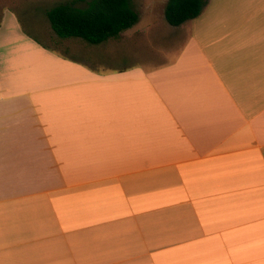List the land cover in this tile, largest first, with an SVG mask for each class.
Masks as SVG:
<instances>
[{
  "label": "crops",
  "instance_id": "0c3cea01",
  "mask_svg": "<svg viewBox=\"0 0 264 264\" xmlns=\"http://www.w3.org/2000/svg\"><path fill=\"white\" fill-rule=\"evenodd\" d=\"M167 3L83 59L2 16L0 264H264V0Z\"/></svg>",
  "mask_w": 264,
  "mask_h": 264
},
{
  "label": "trees",
  "instance_id": "16d2710c",
  "mask_svg": "<svg viewBox=\"0 0 264 264\" xmlns=\"http://www.w3.org/2000/svg\"><path fill=\"white\" fill-rule=\"evenodd\" d=\"M207 4L208 0H168L166 21L179 27L198 18ZM46 16L58 39H80L92 46L118 37L139 22L133 0H71L55 5Z\"/></svg>",
  "mask_w": 264,
  "mask_h": 264
},
{
  "label": "rangeland",
  "instance_id": "374dc122",
  "mask_svg": "<svg viewBox=\"0 0 264 264\" xmlns=\"http://www.w3.org/2000/svg\"><path fill=\"white\" fill-rule=\"evenodd\" d=\"M71 0H0V16L21 21L20 28L23 35L31 41H42L46 46L60 54L74 59L89 57L95 47L80 39L60 40L54 34L46 16V11L55 5ZM138 0L133 1L137 3ZM148 3L156 0H146ZM85 6V4H81ZM18 18V19H17ZM19 22V21H18Z\"/></svg>",
  "mask_w": 264,
  "mask_h": 264
}]
</instances>
